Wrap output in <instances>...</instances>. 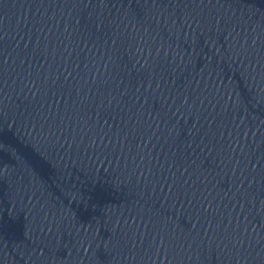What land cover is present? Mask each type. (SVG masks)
Here are the masks:
<instances>
[{"label":"water","instance_id":"1","mask_svg":"<svg viewBox=\"0 0 264 264\" xmlns=\"http://www.w3.org/2000/svg\"><path fill=\"white\" fill-rule=\"evenodd\" d=\"M245 264H264V235Z\"/></svg>","mask_w":264,"mask_h":264}]
</instances>
